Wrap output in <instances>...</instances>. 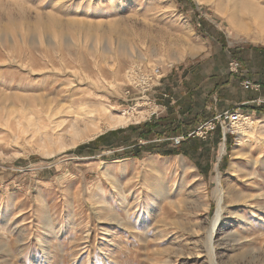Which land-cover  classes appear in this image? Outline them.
Masks as SVG:
<instances>
[{"label":"rangeland","instance_id":"obj_1","mask_svg":"<svg viewBox=\"0 0 264 264\" xmlns=\"http://www.w3.org/2000/svg\"><path fill=\"white\" fill-rule=\"evenodd\" d=\"M255 46L264 0H0V264H264V115H233L212 76L238 47L241 72L264 77ZM131 65L162 67L155 102L128 85ZM246 91L264 101L263 84ZM203 108L228 112L221 137L197 134L200 116L172 141L201 161L114 155L127 140L110 132ZM125 111L146 115L112 128Z\"/></svg>","mask_w":264,"mask_h":264},{"label":"trees","instance_id":"obj_2","mask_svg":"<svg viewBox=\"0 0 264 264\" xmlns=\"http://www.w3.org/2000/svg\"><path fill=\"white\" fill-rule=\"evenodd\" d=\"M233 52L239 57L238 59L241 60V63L246 61V55L244 54L242 49H238L237 47V48H234ZM228 73L232 75L230 72ZM261 83L263 84V81ZM218 91H219V88H218ZM205 104L208 106V102H205L203 106H205ZM243 106H241V108ZM245 108L247 109L248 106H245ZM205 109L206 108H203L202 110H199L198 112H195L194 114H192L191 111H187L186 113H188V116L186 118L185 117L178 118L171 114H169L168 116L160 117V118L153 117L150 120L143 122L141 124L131 125L127 128H123V129L120 128V129L114 130L110 132V134H115V135L118 134L119 136H121V134H125L123 138L124 140H127V141L136 140V139L137 140L143 139L146 141L147 150L142 151V148L144 149V147L142 145H136L134 147V150H132L130 155L127 157L142 158L146 154H150V153H159L164 156L184 154L186 156H190L192 159L198 162V161H201L200 156H195L194 154L190 155L188 151L190 150L188 149L189 147L185 149L182 147L183 145L173 146L171 138L177 137V136H181L184 138V137L189 136L190 133L195 131L196 128L202 124V122L199 119L200 116L203 118V123L213 118L212 116L213 113L208 112ZM251 109H252L251 111L255 113L264 115V102H261L258 105H253ZM219 129H220L219 126L215 127V132L218 134L217 138L221 137V130ZM104 139H105V135L104 136L102 135L98 137L96 140H93L92 142H90L88 144V147H90L93 144L95 145L98 142H103ZM114 143L115 142L111 144L104 142L102 147H99V148L104 149L105 147H110ZM83 147L78 148L79 153L82 152ZM192 151L194 152L197 151V146L193 147ZM114 155L117 158H126V156L121 155L119 151L114 152Z\"/></svg>","mask_w":264,"mask_h":264},{"label":"built area","instance_id":"obj_3","mask_svg":"<svg viewBox=\"0 0 264 264\" xmlns=\"http://www.w3.org/2000/svg\"><path fill=\"white\" fill-rule=\"evenodd\" d=\"M127 76L125 77L128 85L136 87L139 93H141V97H148L146 94L150 90H152L156 85H158L162 77L164 76L163 69L161 66H154L153 67H147L145 65H140V66H135L131 65L127 69ZM229 70L231 73L238 75L239 77H242L241 80V85L245 90H254V91H259L260 88H262V84L259 81L254 80L252 77L249 76H244L243 72H241V62L237 58H232L229 63ZM127 94H130V90H127ZM150 101L155 102V100H151V98H147ZM258 103L264 102L261 99L255 100ZM241 106L239 105L236 108V111L234 114H241ZM228 112H224L209 121L205 122L200 128L199 131H196L197 134H200L201 136H204L212 129L215 128L216 122L219 117L223 116L226 114V117ZM181 136L177 137H172L171 140L173 141L174 144H178L181 142Z\"/></svg>","mask_w":264,"mask_h":264},{"label":"crops","instance_id":"obj_4","mask_svg":"<svg viewBox=\"0 0 264 264\" xmlns=\"http://www.w3.org/2000/svg\"><path fill=\"white\" fill-rule=\"evenodd\" d=\"M242 49V48H241ZM254 50L255 51H252V53H255V54H261L263 57H264V48H257V46L254 47ZM246 65L242 64V67H243V75L244 76H250L249 74L251 73H254V70L256 71L255 68H251V69H248V68H244ZM259 71V70H258ZM256 71L251 77L256 80V81H263V87H264V77H262L260 75V72ZM226 72L228 74V68L225 70V71H222V72H213L212 75H214V80L216 81V84H218V88H219V91H220V96H221V104L224 100H226L225 98H229L226 100L227 103H234V105H244L243 108L244 110L246 109L245 106H248V110H252V106L253 105H258L259 103L257 101H255V99H253V95H250V92H247L245 89H243L242 87H240L241 89H238V88H232L230 89V87L234 84L237 85V81H234V79H237L235 76L233 75H226ZM237 94V95H236ZM228 95V97H226ZM239 95V96H238ZM222 97H225V98H222ZM237 99H236V98ZM237 100H239V103L237 102ZM225 106V105H224ZM229 106V104H228ZM223 108L221 110H219L218 108H216V112H223ZM123 139V138H121ZM134 141V142H133ZM124 143V144H123ZM144 143V142H142ZM142 143H138V140H132V142H129V141H125V142H122L120 141V144L118 145H122L119 147V152L121 153V155L123 156H126V158H131V157H127L130 155L131 151L134 150V147L136 145H142ZM116 148L118 147H113L111 150H117ZM207 149V148H205ZM205 149L203 147L199 148V152H204ZM115 151H113L114 153ZM123 159V158H122Z\"/></svg>","mask_w":264,"mask_h":264},{"label":"bare ground","instance_id":"obj_5","mask_svg":"<svg viewBox=\"0 0 264 264\" xmlns=\"http://www.w3.org/2000/svg\"><path fill=\"white\" fill-rule=\"evenodd\" d=\"M200 1L201 0H199V2ZM103 108H104V106H103ZM144 115H146V114L145 113H142V111H140V114H136V113H133V112L125 111L122 114H119L117 116H113L112 117V120H113V122H112V128H116L118 126H121V127L122 126H126L128 123L133 122V121L138 122L140 118L144 117ZM250 120H249V122H250ZM234 124H236V127H237L238 131L240 130V133H244V135L247 134V128L244 127L243 123L240 122V123L237 124L235 122ZM248 125H250L251 127H253V124L252 123H249ZM70 127H71L72 132H73V138H78L81 135L83 136L84 131L82 130V127L78 124V118L77 117L71 120ZM254 127H256V126H254ZM84 134H86V132ZM97 135H93L92 138H95ZM223 151H225L224 148H223ZM222 201H223V199L221 197L219 199V201H218L217 211H216V214L214 216V220H213V224H212L213 231H214L216 225L220 222V219H221V215H222Z\"/></svg>","mask_w":264,"mask_h":264}]
</instances>
